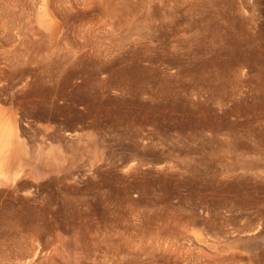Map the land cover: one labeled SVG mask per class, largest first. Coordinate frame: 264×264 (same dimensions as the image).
<instances>
[{
    "label": "rangeland",
    "instance_id": "obj_1",
    "mask_svg": "<svg viewBox=\"0 0 264 264\" xmlns=\"http://www.w3.org/2000/svg\"><path fill=\"white\" fill-rule=\"evenodd\" d=\"M50 1L0 0V264H264V0Z\"/></svg>",
    "mask_w": 264,
    "mask_h": 264
},
{
    "label": "bare ground",
    "instance_id": "obj_2",
    "mask_svg": "<svg viewBox=\"0 0 264 264\" xmlns=\"http://www.w3.org/2000/svg\"><path fill=\"white\" fill-rule=\"evenodd\" d=\"M49 4H51V1L50 0H42V10H41V18H40V24L43 26V30L46 32H48V28H50L51 26H52V20H51V16L52 15H50L49 16ZM48 13V14H47ZM52 14V13H51ZM1 118V117H0ZM4 125V124H3ZM0 126L3 128V130L1 129V127H0V159H3L2 157H3V155L5 154V152L6 153H10V151L8 152V148L6 147L5 148V143L3 144V142L4 141H7V140H4V141H2L3 140V138H4V134L5 135H8V134H10V136H13V135H15L16 134V128L14 129V127H7L6 128V126H2V124H0ZM65 135L68 137V138H70V137H72V136H76L77 135V133L76 132H67V133H65ZM7 143H8V141H7ZM11 143V142H10ZM9 145V144H8ZM7 145V146H8ZM9 147H11V146H9ZM15 152V151H14ZM7 154V155H8ZM9 156H11V155H9ZM8 162V161H7ZM9 163V162H8ZM0 165H1V162H0ZM13 166V165H12ZM16 167V166H15ZM18 167H16L15 168V170L17 169ZM12 171V170H11ZM1 176V175H0ZM5 176V175H4ZM8 176V175H7ZM11 176V175H10ZM14 176V175H13ZM1 177H3V176H1ZM3 179V178H2ZM4 179H9L8 177L7 178H4ZM6 180H4V182L6 181ZM8 181V180H7ZM15 181H16V179H15ZM1 182H2V180H1ZM8 183V182H7ZM16 183V182H15ZM19 183V182H18ZM17 183V184H18ZM1 184H3L4 185V183L2 182ZM3 185H0V186H2V187H4ZM19 185V184H18ZM5 186H6V184H5ZM13 187H14V184H13ZM19 187V186H18Z\"/></svg>",
    "mask_w": 264,
    "mask_h": 264
}]
</instances>
